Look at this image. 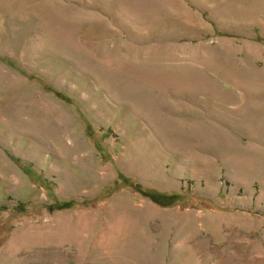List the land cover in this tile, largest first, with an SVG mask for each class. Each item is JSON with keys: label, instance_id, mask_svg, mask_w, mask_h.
Returning <instances> with one entry per match:
<instances>
[{"label": "rangeland", "instance_id": "obj_1", "mask_svg": "<svg viewBox=\"0 0 264 264\" xmlns=\"http://www.w3.org/2000/svg\"><path fill=\"white\" fill-rule=\"evenodd\" d=\"M0 264H264V0H0Z\"/></svg>", "mask_w": 264, "mask_h": 264}, {"label": "trees", "instance_id": "obj_2", "mask_svg": "<svg viewBox=\"0 0 264 264\" xmlns=\"http://www.w3.org/2000/svg\"><path fill=\"white\" fill-rule=\"evenodd\" d=\"M176 194H162V198L154 197V200L160 204L170 205L179 200V197H176Z\"/></svg>", "mask_w": 264, "mask_h": 264}]
</instances>
